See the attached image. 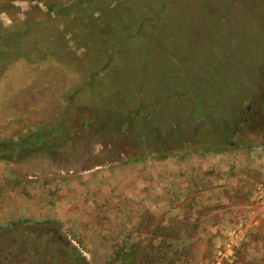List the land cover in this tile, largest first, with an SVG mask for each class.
Listing matches in <instances>:
<instances>
[{
    "label": "rangeland",
    "instance_id": "374dc122",
    "mask_svg": "<svg viewBox=\"0 0 264 264\" xmlns=\"http://www.w3.org/2000/svg\"><path fill=\"white\" fill-rule=\"evenodd\" d=\"M263 174L264 0H0V264H264Z\"/></svg>",
    "mask_w": 264,
    "mask_h": 264
},
{
    "label": "crops",
    "instance_id": "0c3cea01",
    "mask_svg": "<svg viewBox=\"0 0 264 264\" xmlns=\"http://www.w3.org/2000/svg\"><path fill=\"white\" fill-rule=\"evenodd\" d=\"M191 163L186 166L188 168L187 173H185V171L183 170V174V171L179 170L175 175V178H177L179 181L187 180L189 184L191 182H194L191 186H189L193 189L194 195H192V193L191 195H189L190 198L188 203L196 208L197 204L201 200L199 196H204L203 203L205 204H215L219 197L220 201L218 202H230L229 197L223 196V191L226 190L227 193L233 198L237 193V185L232 182L234 181V179L232 178L233 176L229 173L230 163L228 160V155H224L218 158H206L205 160L203 159L199 162L192 160ZM181 166L182 165H180V168ZM214 182H220L221 184L225 183V186L221 188H215L213 187ZM185 186L187 188V185ZM183 199L184 197H181V200ZM238 201L241 202V199H238Z\"/></svg>",
    "mask_w": 264,
    "mask_h": 264
},
{
    "label": "built area",
    "instance_id": "2783aa9c",
    "mask_svg": "<svg viewBox=\"0 0 264 264\" xmlns=\"http://www.w3.org/2000/svg\"><path fill=\"white\" fill-rule=\"evenodd\" d=\"M250 201L259 205H264V174L263 177L257 183Z\"/></svg>",
    "mask_w": 264,
    "mask_h": 264
}]
</instances>
